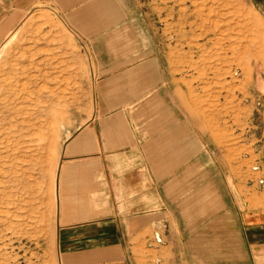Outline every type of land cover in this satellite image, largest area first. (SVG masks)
I'll return each mask as SVG.
<instances>
[{
    "label": "crops",
    "instance_id": "obj_1",
    "mask_svg": "<svg viewBox=\"0 0 264 264\" xmlns=\"http://www.w3.org/2000/svg\"><path fill=\"white\" fill-rule=\"evenodd\" d=\"M44 8L93 75L57 173L58 264H264V134L253 169L234 160L247 145L204 123L138 3L0 0V47Z\"/></svg>",
    "mask_w": 264,
    "mask_h": 264
},
{
    "label": "rangeland",
    "instance_id": "obj_2",
    "mask_svg": "<svg viewBox=\"0 0 264 264\" xmlns=\"http://www.w3.org/2000/svg\"><path fill=\"white\" fill-rule=\"evenodd\" d=\"M126 1L154 18L161 63L192 83L220 141L247 145L234 160L253 169L264 134V0ZM80 54L45 8L0 47V264H58V168L91 103Z\"/></svg>",
    "mask_w": 264,
    "mask_h": 264
},
{
    "label": "built area",
    "instance_id": "obj_3",
    "mask_svg": "<svg viewBox=\"0 0 264 264\" xmlns=\"http://www.w3.org/2000/svg\"><path fill=\"white\" fill-rule=\"evenodd\" d=\"M260 184H262V182H260ZM155 242L156 243H160L161 242V240L159 238V235H155Z\"/></svg>",
    "mask_w": 264,
    "mask_h": 264
},
{
    "label": "bare ground",
    "instance_id": "obj_4",
    "mask_svg": "<svg viewBox=\"0 0 264 264\" xmlns=\"http://www.w3.org/2000/svg\"><path fill=\"white\" fill-rule=\"evenodd\" d=\"M4 127V126H3ZM4 136V135H3ZM8 147V146H7Z\"/></svg>",
    "mask_w": 264,
    "mask_h": 264
}]
</instances>
